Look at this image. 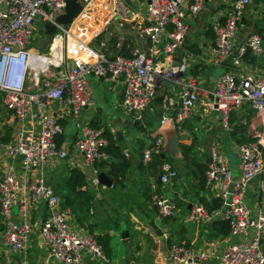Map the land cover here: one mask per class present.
Listing matches in <instances>:
<instances>
[{"label": "built area", "instance_id": "obj_1", "mask_svg": "<svg viewBox=\"0 0 264 264\" xmlns=\"http://www.w3.org/2000/svg\"><path fill=\"white\" fill-rule=\"evenodd\" d=\"M76 1L82 10L75 18L84 15L94 0ZM217 1L231 6L222 21L211 25L214 38L209 63L228 69L211 89H204L199 77L188 74L189 54L173 59L189 34L188 22L201 14L206 0H137L136 9L116 0L105 26L112 20L119 27L134 22L138 38L146 43L145 50L128 56L120 54L121 38L110 49L105 38L84 43L72 32L73 21L67 27L59 25L56 20L65 12V0H0V244L20 257L21 264L27 263L34 235L54 264L108 262L90 234L71 226L69 209L61 206L44 176L47 167L68 160L72 149L82 159L88 189L94 192L100 186L96 164L109 159L107 141L102 130L81 121L82 111L93 104L90 76L121 85V108L134 121L150 108L162 83L170 82L177 89L175 102L168 95L162 97L161 130L144 150V162L159 158L165 143L163 129L170 125L180 131L201 104V95L206 99L204 106L218 114L225 133L232 130L233 114L244 107L253 113L260 129L253 131L251 141L237 146L236 169L218 151V141L210 149L205 186L216 187L219 209L212 214L194 203L187 214L192 223H207L215 217L228 224L230 232L220 251L196 249L182 240H173L167 250L170 264H264V81L248 74L243 63L247 54L258 57L263 53L262 39L251 34L236 45L239 23L251 0ZM46 24L54 28L52 43L47 52L34 51L36 34L40 41L49 36ZM73 45L80 55L70 58L67 54ZM65 119L73 123L75 138L61 146L58 139L64 135ZM5 125L12 129L6 143L1 140ZM3 161L12 167L3 166ZM16 162L24 175L36 176L21 179L13 168ZM175 178L177 172L164 163L160 183L166 185ZM253 184L256 192L250 203ZM153 205L163 219L178 212L175 202L163 196H154ZM31 206L44 207L46 212L36 226L31 222Z\"/></svg>", "mask_w": 264, "mask_h": 264}, {"label": "crops", "instance_id": "obj_2", "mask_svg": "<svg viewBox=\"0 0 264 264\" xmlns=\"http://www.w3.org/2000/svg\"><path fill=\"white\" fill-rule=\"evenodd\" d=\"M103 1L97 0L95 3L103 5ZM144 5L143 3L142 7ZM230 6V3L206 0L205 8L201 14L196 19L188 22L189 34L173 59L175 62L183 54H189L192 60L189 64L188 74L199 77L203 81L202 88L204 89H211L219 76L228 69L227 66H212L209 60L214 38L211 25L215 21H222L225 18ZM251 34L260 35L263 53L258 57L247 54L243 63L248 74L264 81V0H251L249 6L245 9L236 33V45L242 44ZM117 36H120L118 38L122 39V43L126 47L125 55H131L134 51L146 49V43L138 38L136 32L130 28H124ZM72 48L73 51H69L68 57L79 56L80 50L75 51V45ZM196 66H200L199 69L202 72L199 71L193 74ZM89 85L92 91L93 104L82 111L81 121L97 126L103 131H108L117 140L118 145L121 146L122 155L129 161L122 186H118L107 176L110 167L121 163L120 160L110 158L103 172L100 171V173H103L112 182L111 187L100 185L97 191L91 192L93 197L91 208L93 235H90L92 237L108 235L111 238L113 255L106 264H170L167 250L169 240H182L190 247L204 249L214 254L218 253L224 238L217 236L213 224L221 220L215 217H212L207 223H192L187 220V214L194 203H199L208 208L212 214L218 210H215L218 206L216 187L209 189L205 186L204 190L199 189L201 175L191 164V160L195 158L197 162L207 165L206 161L210 159L211 147L217 144L219 139L221 141L225 139L230 146L231 154L229 159L226 155L223 154V156L229 160V163L231 161L233 168L236 169L237 146L245 139H251L253 131L260 129L253 113L247 107H244L233 114L231 116L233 120L232 130L229 133H224L220 128L218 114L204 106L206 99L201 95V104L197 106L193 115L186 120L180 131H175L170 125L163 129L165 143L172 131H175L179 137V147L181 144L189 147L190 161L184 163L181 148L180 159L178 160L168 154L173 159L171 165L177 172V178L166 185H162L158 181V167L157 175L154 177L145 167L147 162L142 160V163L141 154L147 149L151 141L159 135L161 130L159 128L161 118L159 115L162 113V97L168 95L175 102L177 89L170 82H164L157 88L155 100L140 121L138 120L142 130L147 132L145 135L135 128L138 121H134L122 110L120 104L121 85L119 83L113 84L104 79H96L90 76ZM159 98L161 100H158ZM172 114H174V111H171ZM63 122L65 123L63 125L65 132L61 136L62 139H58L61 146L68 144L75 138L73 123L68 119L63 120ZM235 131L238 132L234 136ZM140 141L145 143L142 149L139 148ZM207 142L210 143V148H207L209 146L207 144L203 145ZM3 162V166L12 167L8 162ZM82 164V159L74 154L71 149L68 160L46 168L44 176L47 184L59 196V189L61 190L67 172L71 169L81 171ZM13 168L21 179H32L36 176L34 173L24 175L20 171L18 162L13 165ZM236 174L238 173L236 172ZM156 191L160 192V196L175 202L178 209L175 217L163 219L157 215L153 205V197L150 201L146 198ZM255 192V185L253 184L248 193L250 203L254 201ZM17 211L18 208L15 209V215ZM29 214L34 226L46 217L44 207L31 206ZM68 220L74 229L88 233L89 230H86L75 220L71 211ZM124 232L128 233V237L125 239L121 236ZM214 234L215 237H213ZM116 242L124 248L125 252L122 256H119L116 252ZM26 259V264H54L48 257L38 235L31 240ZM21 262L20 257L12 254L0 244V264H21ZM87 264L101 263L89 261Z\"/></svg>", "mask_w": 264, "mask_h": 264}, {"label": "trees", "instance_id": "obj_3", "mask_svg": "<svg viewBox=\"0 0 264 264\" xmlns=\"http://www.w3.org/2000/svg\"><path fill=\"white\" fill-rule=\"evenodd\" d=\"M45 38L49 39V40H48L47 44L41 48V50L43 52L48 51V46L51 43V37L50 36H47ZM116 42H117V38H115V37H113L109 40L110 49H113L115 47ZM125 53H126V47L123 44L121 47L120 54L123 56H128V55H125ZM199 68H200V66H196L195 72L193 74H196L197 72H199ZM139 121H138V124L135 126V128L137 130H140L141 132H143L146 135L147 132L145 130H142V128L140 127L141 125H140ZM230 123L233 125L232 119H230ZM64 124L65 123L62 121V125H64ZM90 126L92 128L101 130L97 126H94V125H90ZM11 132H12L11 127L9 125H5V127H4L5 137L2 138L1 140L5 143L8 142L10 140ZM236 132H238V131H235L233 133L234 136L236 135ZM102 134H103V137L107 141V147L105 148V152L107 153L109 159L115 158V159L121 161V163L119 165L109 168V171L107 172V176L111 180H113L118 186H122L123 181H125V170L129 165V161L125 156L122 155L121 146L118 145L117 140L112 135H110L108 133V131L102 130ZM60 139H62V138L60 137ZM249 141H251V139H245L242 143L249 142ZM242 143H240V144H242ZM144 145H145V143L140 141L139 148L142 149L144 147ZM180 148L182 151L181 153L183 156L184 163L189 162L190 161L189 160V155H190L189 154L190 153L189 147H186V146L181 144ZM142 157H143V152L141 154V161H142ZM166 157H169V158H166ZM172 161H173L172 157L167 154L165 156V163L169 164L172 167V165H171ZM191 161H192L191 164L196 168L198 174L201 175V177L199 179V189L204 190V188H205L204 174H205V171L207 169V165L204 163L197 162L195 158H193ZM142 163H143V161H142ZM105 165H107V161L96 164V167L98 168L99 172L100 171L103 172ZM145 167L155 177L157 175L158 158L154 157L150 162H147L145 164ZM67 173L68 174L64 177L61 190L59 189V199H60L61 206L65 209H69L73 213L75 220L81 226L86 228V230L88 229L89 234L93 235V230H92L93 229V223L91 222L93 216L89 213L91 208H92L93 197H92L91 191L87 187L86 177L82 173V171H80L79 169H71ZM159 193L160 192L156 191V192H154V194H151L146 198L150 201V200H152V197L160 196ZM219 207H220V203L218 201V206H216L215 210L219 209ZM206 209L208 210V212H210V210L208 208H206ZM155 211H156V209H155ZM167 219H169V218H167ZM213 227H214L215 232L217 233V236H220L222 239L229 235L230 229H229V226L227 223H225L223 221H217L216 223L213 224ZM2 230H3V228H2V225L0 223V232H2ZM213 237H215V234ZM93 238L103 249V252H104L106 258L111 259L112 255H113L112 248H111V238L108 235L95 236V237L93 236ZM171 242L172 241L169 240L168 244H170Z\"/></svg>", "mask_w": 264, "mask_h": 264}, {"label": "rangeland", "instance_id": "obj_4", "mask_svg": "<svg viewBox=\"0 0 264 264\" xmlns=\"http://www.w3.org/2000/svg\"><path fill=\"white\" fill-rule=\"evenodd\" d=\"M96 1L97 0H94L92 4H94ZM115 1L116 0H104L103 5L95 3V5L91 6L92 5L91 4L85 11L84 15L78 16L77 18L73 20V23L71 24L72 32L76 33L75 35H77V37L79 38L81 37L80 39L84 43H87L90 40L95 41V40H98L99 38L100 39L105 38L107 40H110L111 38L115 37L118 39V37L120 36H117V34L121 33L124 28L126 29L130 28L132 31L136 32L137 25L134 22L133 23L127 22L123 25V27H119L118 22L116 20H112L109 25L105 26L106 22L110 20L111 18V13L115 7ZM120 1L125 3L130 8H133V9L137 8V0H120ZM77 27L79 28L78 32L76 31ZM37 38H38V34H36V36L34 37L35 45L33 46V50L42 52L41 48L47 44L49 39H46L43 37V40L40 41ZM51 40H52V37H51ZM226 141L227 140L225 139H222V141L221 139H219L217 148L221 154L226 155V157L229 159L230 158L229 155L231 154V149H230V146L226 143ZM205 144L209 145L210 143L208 144L207 142V143H204L203 145ZM210 147L211 146L209 145L207 148H210ZM236 162H237V159H236ZM230 166L231 168H233L231 161H230ZM187 225H191V224H187ZM34 236H37V235H34ZM115 246H116V252L118 253V255L122 256L125 252L124 248L118 245V242H116Z\"/></svg>", "mask_w": 264, "mask_h": 264}, {"label": "water", "instance_id": "obj_5", "mask_svg": "<svg viewBox=\"0 0 264 264\" xmlns=\"http://www.w3.org/2000/svg\"><path fill=\"white\" fill-rule=\"evenodd\" d=\"M66 1V8L63 15L57 18L56 22L64 27L69 26L72 21L75 19V17L81 12L82 6L76 1V0H65ZM46 33L47 35H51L54 32V28L51 25L46 24L45 25ZM158 100H161L160 98ZM162 115H159L161 117ZM169 154L171 155L175 160L180 159V147H179V137L177 136L175 131H172V133L168 136L163 152L158 158V175L161 174V167L165 163V156ZM211 162L210 159L206 161L207 165H209ZM99 183L102 186L105 187H111L112 182L103 174L100 173L98 176ZM158 176V181H159ZM122 238H127L128 233L124 232L122 233Z\"/></svg>", "mask_w": 264, "mask_h": 264}, {"label": "bare ground", "instance_id": "obj_6", "mask_svg": "<svg viewBox=\"0 0 264 264\" xmlns=\"http://www.w3.org/2000/svg\"><path fill=\"white\" fill-rule=\"evenodd\" d=\"M100 2V1H99ZM102 3V2H101ZM102 14V13H101ZM84 19V18H83ZM79 30V28L77 27L76 31ZM80 35V34H79Z\"/></svg>", "mask_w": 264, "mask_h": 264}]
</instances>
